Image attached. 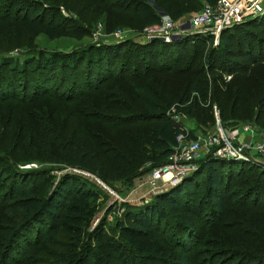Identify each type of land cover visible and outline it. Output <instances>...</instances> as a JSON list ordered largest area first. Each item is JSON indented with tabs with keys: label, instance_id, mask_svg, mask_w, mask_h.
<instances>
[{
	"label": "trees",
	"instance_id": "1",
	"mask_svg": "<svg viewBox=\"0 0 264 264\" xmlns=\"http://www.w3.org/2000/svg\"><path fill=\"white\" fill-rule=\"evenodd\" d=\"M217 1L0 0V12H3L0 14V38H3L0 40V54L8 52L9 46H13L16 40L20 41L28 37L36 39L45 36L48 40L89 38L93 26L102 14H104V22L107 23V33H111V29L122 28L128 22L140 33L146 27L157 23L160 15H167L178 22L202 10L200 8L203 5L213 6ZM19 2L27 8V11L41 8L43 14L30 17L26 11L20 17L18 10H15L12 16L10 13ZM61 10L66 13L65 16L60 15ZM47 12L53 13L49 19L45 15ZM263 26L264 16L223 31L219 40L225 45L226 52L237 55L236 57L244 62H234L219 67L213 64L208 65L206 69L201 67L197 72H193L182 95L176 99L168 100L164 94H158L157 87L152 84L149 77L154 73L172 71L173 67H165L162 62L161 57L165 52L171 56L174 49L186 48L190 38L192 44L196 45L198 42L201 46L205 41L202 36H185L184 41L181 39L170 44L159 41L146 43L128 41L124 44L120 42L121 44L89 46L85 50L66 54L38 52L34 57L22 62L14 59L0 60V72L4 70L6 79H3L9 83L11 81L12 84L7 85L9 88L22 91L23 89L15 87L19 84L15 83L18 79L26 83L25 88L31 85L34 97L30 98L32 102L40 101L43 97L57 96L64 98L67 105L73 106V115H78L82 119L75 131L97 141L100 153L91 155L82 151L73 141H65L64 136L61 138L63 133L60 128H52L50 121L43 123L42 120L32 116L30 118L34 120L32 123L38 124L34 127L37 132H33L32 136L33 139L35 136L39 138L40 145L37 148L45 149L48 161L63 155L60 160L64 167L92 174L111 187L114 186V181L105 177L101 169L105 158L109 166L114 163L123 164L125 169L132 171H136L142 163H151V170L166 162L177 136L181 133L180 126L167 117L166 112L176 104H186V100H194V98L197 100L192 103L186 115L190 118L194 115L193 119L200 132H206L215 122L213 106L219 109V118L224 128L236 122H244L254 127L256 131L258 128L260 133L264 132V124L263 126L260 124L264 123V111L256 114L252 105L249 111L241 107L242 104L247 107L248 102L257 100L264 109V80L250 72L252 69L264 66V38L257 39V35L248 31ZM241 33L245 35L244 42L238 40L239 50H236V47H231L227 37H230L228 35L240 37ZM243 45L245 49L240 48ZM126 49H132L133 53ZM158 59L160 63L157 62ZM7 65L12 68L14 76L8 68H4ZM30 75L32 77L28 79ZM228 75L231 76V80L226 83L224 76ZM142 78L144 81L140 82ZM108 83L113 86L107 88ZM252 83L257 84L255 92L249 91ZM222 85H225L224 91ZM57 86L63 88V92L59 93L60 89L56 90ZM224 98H232L231 106L229 103V107L226 108ZM105 103L113 107L109 108ZM147 124H153V128L148 132ZM119 129H126L118 133L128 140L131 149L129 145H118L120 136L117 137L118 142L113 138V131ZM189 136L192 139L197 138L193 135ZM14 144L16 145L14 153L18 151L19 161L30 164L40 162V158L35 155L38 150L32 151L27 144H24V147L28 148L26 153L25 149L18 150L20 145L18 139ZM130 154L137 163H130L128 158ZM0 158H2L1 165L15 161L8 156ZM244 165L259 174L256 178L240 180L243 194L261 196L263 191L261 193L259 189L258 192V187L264 182L262 168L256 164L257 167L252 165L254 167L252 168L247 163L219 160L208 156L200 161L198 170L178 186L168 188L163 194L156 196L150 204L128 209L112 228H106L103 222H99L90 232L87 228L93 216L95 201L101 196V187L93 179L77 173L65 174L50 189L49 194L44 196L41 185L44 184L45 188H49L50 183L41 184L37 180L42 176L43 171L13 170L12 177L19 183L17 182L13 190V196L17 193V201L11 204L13 210L8 211L7 215L13 222L6 239L17 235L21 237L25 231L32 232L33 229H39L37 242L34 244L33 241V244H30L32 247L40 248L42 254L34 259L39 264H53L52 260L57 258L58 249L63 251L58 257L61 264H175L174 253L163 250L157 243L158 238L161 239L163 235L155 232V229L158 225L170 224L173 228L171 234L173 245H180L184 250H190L193 245L189 233L192 224L188 214L202 219L207 211L213 226H222L226 229L223 231V239L233 250V260L230 263L242 264L247 261L248 264H255L259 255V245L264 239V211L256 207L240 206L236 215L231 217V220L238 219L236 222L238 224L230 226V223H224L230 217L225 205L228 195L226 190L232 185L230 178H233L234 173L238 171L243 172L244 175L246 173L251 175L249 173L251 170L246 172ZM121 172L125 173L124 170ZM202 175H204L203 184L200 180ZM32 179L35 180L31 183L29 180ZM128 183V179L123 181L125 185ZM200 184L203 186L202 193L205 194L206 202L199 200L198 203L195 196ZM156 234L158 238L155 237ZM19 239L25 243L24 240ZM63 239H66V244L65 241L62 242ZM28 249L24 245L23 252L19 250L16 256L21 260L24 259V252ZM27 260L22 262L26 264Z\"/></svg>",
	"mask_w": 264,
	"mask_h": 264
},
{
	"label": "rangeland",
	"instance_id": "2",
	"mask_svg": "<svg viewBox=\"0 0 264 264\" xmlns=\"http://www.w3.org/2000/svg\"><path fill=\"white\" fill-rule=\"evenodd\" d=\"M6 3V2H5ZM207 5H203L200 9L205 8ZM27 8L21 3H17L13 9V13L10 14L13 16L15 10H18L19 16L21 17L24 12H26ZM105 13L109 12L104 10ZM30 14V17L34 16H41L43 14V10L41 8L38 9H31L27 11ZM3 12L1 11L0 14ZM53 13L47 12L45 15L49 19ZM65 12L61 10L60 15L65 16ZM104 14L100 15V18L96 21V25L93 26L91 34L88 37H83L80 40L73 39V38H61L57 40H48L45 36H40L36 39L34 38H26L23 40H16L13 46H9L8 52L4 54H0V60L3 59H14L20 62L34 57L38 52H46L47 54L53 53H71L77 50L87 49L89 46L94 45H106L107 42H115L110 35L113 32H124L123 38L124 41L121 42L124 44L125 42H132L136 41L137 43H146L147 40L141 36V32L139 33L138 30H135L136 27L130 25L128 22L127 25H124L122 28L111 29L110 32H106L107 30V23L104 22ZM59 20V19H58ZM128 20V18H126ZM264 27V26H263ZM263 27H259L254 29H249L252 34L257 35V39L264 38V29ZM1 28V26H0ZM110 28V27H109ZM246 30V29H245ZM247 31V32H248ZM248 32V33H250ZM194 36V35H192ZM227 40L230 42L231 47H236V50H239L237 46V41L240 40L242 42L244 38V34L241 33L240 37H236L234 35H228ZM256 37V36H255ZM184 38L183 39L184 41ZM180 39V40H181ZM205 39L204 44H200L197 42L196 45L192 44L191 38L188 41V44L185 47L176 48L174 49L173 53L167 55L166 52L162 55V62L165 67H173L172 71L169 73L161 72V73H154L149 77L152 80V84L157 87L158 94H164V96L170 100L172 98L176 99L180 97L187 85V82L191 79L193 72H197L201 67L204 69L207 68L208 65H216V67L224 66V64H231L234 62H244V60L236 57L237 55H232L226 52V47L221 41L213 39V37L203 38ZM3 40V38H0ZM257 41L256 38L254 40ZM119 43V44H121ZM26 46V47H25ZM179 47V46H175ZM245 46H240V48L245 49ZM3 48V46H1ZM133 53V50L126 49ZM159 57V58H160ZM128 58V57H125ZM131 58V55H130ZM160 63V59L157 61ZM4 68H8L9 72L14 76L12 68H9L8 65ZM255 77H259L264 80V66H259L257 69H252L250 71ZM126 74V72H125ZM6 75L4 74V70L0 72V157L1 156H8L15 161L12 163H7L4 165L0 164V264H24L22 260L28 259L26 264H39L34 259L40 256L42 253L40 252V248L32 247V242H37L39 229L34 230L32 232L28 231L23 233L20 237L12 236L9 239H6V236L10 232L12 228L13 220L10 219L8 215V211L11 212L13 210L12 205L15 201H17V193L13 196L14 187L18 181L12 177L13 170L19 171H29L30 169H24L23 167H27L29 165H36V168L40 171H43L42 176L39 177L37 180L39 183L49 182L50 187L45 188L46 186L42 184L41 189L44 192V196L48 195L50 189H52L56 182L65 174H74L75 172L73 169L69 167H64L63 162L60 160L63 155H60L55 160L48 161L47 154L45 149L42 150L41 148H37L40 145L39 138L35 136L33 139V132L36 133L34 127L37 125L33 124L34 120L30 119L34 116L37 119L43 121H50V127L52 128H60L62 130V137L64 136V140H71L76 145H78L82 151L88 152L91 155L100 153V149L97 148V141L91 140L86 134L77 133L75 131L76 126L82 121L81 117L78 115H73V106L67 105V102L64 98L55 97H43L42 100L37 102L30 101V98H34L32 96V88L31 85L26 87V83H23L22 80L18 79L15 81V87L23 89L22 91L19 89H12L9 88L7 85L11 83L4 80L6 79ZM2 77V79H1ZM32 76L30 75L28 79ZM148 77V76H147ZM225 77V76H224ZM4 78V79H3ZM20 78V77H18ZM25 78V77H24ZM146 78V77H145ZM15 79V78H14ZM231 80V78H230ZM230 80H225L228 83ZM144 79L142 78L140 82H143ZM59 82V81H58ZM57 82V83H58ZM56 83V82H54ZM12 84V83H11ZM108 83L106 86L107 88H111L113 85H109ZM33 85V84H32ZM49 85L51 86L52 83L50 82ZM256 83H252L250 86L249 91L255 92ZM7 86V87H6ZM225 85H222L223 91L226 89L224 88ZM60 89L58 92H63V88L56 87V90ZM38 95V94H36ZM14 98V99H13ZM41 98V97H40ZM8 99V100H7ZM13 99V100H11ZM247 100L253 98H245ZM244 99V100H245ZM7 100V101H6ZM195 100V98H194ZM193 99L186 100V104L180 106L182 112L185 114L184 119V126L187 128L189 135H193L199 138L206 137L207 135L213 133L214 129L217 128L216 121H219L220 127L223 130H229L232 128L240 127L243 125H249L248 123L244 122H236L231 124L232 126H228V128H224L221 124L219 118V109L216 106H213L214 112V121L213 124L206 132H200L197 129V123L193 118H190L186 115V112L190 110L192 107ZM210 100V98H209ZM226 102V108L229 107V103L231 106L232 98H224ZM212 101V100H210ZM105 105L109 108H112L113 105L109 103H105ZM249 106H245L244 104L241 105L243 109L247 108L248 111L250 110V106H254L253 112L259 114V112L264 111L263 106L258 103L257 100H251L250 103L248 102ZM192 110V109H191ZM229 108L227 109L228 112ZM196 111V110H195ZM216 111V113H215ZM126 114V113H125ZM46 118V119H45ZM239 118V117H237ZM44 123V122H43ZM199 124V123H198ZM262 126L264 123H260ZM45 125V124H44ZM210 125V124H209ZM46 126V125H45ZM153 128V124H147L146 131L148 132L149 129ZM257 128V127H256ZM120 130L126 131V129H119L113 131V138L118 142V136L121 137L119 133ZM257 131L260 133L261 131L257 128ZM119 132V133H118ZM264 133V132H262ZM60 137V136H59ZM19 140V149H25L26 153L28 152V148L24 147V144H27L30 149L33 151L38 150L39 152L35 155L40 158V162H29L24 163L25 161H19L18 151H15V140ZM116 142V143H117ZM113 144L115 141L112 142ZM127 146L128 140L121 137L118 142L120 146ZM132 147L130 146V149ZM10 156V157H9ZM130 159V163H137L136 160L132 159L131 154L128 157ZM2 159V158H0ZM15 162V163H14ZM21 162V163H20ZM23 162V163H22ZM103 167L101 168L105 177L109 180L114 181V186L106 185L101 179L98 177L89 174L91 176H85L90 179L99 180L102 182L109 190L113 191L114 194L118 195L120 200H116V198L108 193L106 189H104L100 184L96 183L101 187V196L100 199L95 201V209L93 210V216L90 220L89 226L87 231H91L99 222H103L106 228H112L116 221L121 220L123 214L128 209H132V207H141L146 204H150L154 198V196L150 195L148 192L147 187V178L149 174L150 167L152 166L151 163H142L136 171L125 169L123 164H112L109 166L107 158L104 159ZM17 165H14L16 164ZM54 165V166H52ZM251 165V164H250ZM257 167L256 165H254ZM60 167V169H59ZM252 168H254L251 165ZM244 168L247 169L246 165ZM225 169V167H224ZM223 169V171H224ZM121 170H124L125 173H122ZM251 170L249 172L251 175H244L243 172L238 171L235 172L234 177L230 178V183L232 184L228 190H226V210L229 212L230 217L225 220V224L230 223V226H234L238 224V219L231 220V217L236 215L237 210L240 206L246 207H256L259 210L264 211V182L258 187V192L263 191V194L260 196L252 195H244L242 192L243 185L241 184L240 180L245 178H256L259 174L256 170ZM202 173V171H199ZM88 174V173H87ZM203 177L201 176V184H203ZM126 179L129 180L127 185L123 184V181ZM35 179L29 180L31 183ZM19 183V182H18ZM181 184V183H180ZM200 184L198 192H196V201L199 203V200H203L206 202L205 194H203V186ZM179 185V184H178ZM177 185V186H178ZM169 188V187H168ZM166 188L165 190H167ZM197 188V186H196ZM99 189V188H98ZM260 189V191H259ZM97 190V188H96ZM100 192V191H99ZM165 192V191H164ZM163 192V193H164ZM161 193V194H163ZM159 194V195H161ZM157 195V196H159ZM205 204V203H204ZM15 211V210H14ZM12 211V212H14ZM189 220H191V230L190 237L191 243L193 244L190 250H184L182 246L176 245L174 246V241L171 239V234L173 228L170 224L165 226L158 225L155 232L162 233L163 237L159 239L157 234L155 237L158 238L157 243L162 247L163 250H168L169 252H173V257L175 259V264H235L230 263L233 260L232 255V247L228 244H225L223 239V231L226 230L222 228V226H213L212 219L208 218L207 211L204 213L203 218L199 219L197 216L193 214H188ZM223 223V224H224ZM228 225V227H229ZM38 228V227H37ZM162 228V229H160ZM36 231V232H35ZM47 238L46 235H44ZM60 238L59 236H56ZM21 238L24 240L25 243L19 239ZM66 239H63L62 242ZM22 243V244H21ZM41 244V243H40ZM26 245L29 249L24 252L25 257L22 260L20 257L16 256V253L21 250L23 252V246ZM43 245V244H42ZM41 245V246H42ZM188 247H190L188 245ZM25 248V247H24ZM57 251V258L52 260L53 264H61V261L58 259L59 255H62V249H58ZM258 257L256 258L255 264H264V239H262L261 244L259 245V253ZM247 262V261H246ZM243 262L242 264H248V262ZM155 264V263H154ZM158 264H166V263H158ZM253 264V263H250Z\"/></svg>",
	"mask_w": 264,
	"mask_h": 264
},
{
	"label": "built area",
	"instance_id": "3",
	"mask_svg": "<svg viewBox=\"0 0 264 264\" xmlns=\"http://www.w3.org/2000/svg\"><path fill=\"white\" fill-rule=\"evenodd\" d=\"M264 16V0H218L215 5H207L202 10L175 22L167 15H160L159 21L146 27L141 36L147 41L152 38L163 39L170 44L185 36L213 37L218 40L225 30L241 26ZM124 33V32H123ZM123 33L113 32L110 36L115 42H123ZM231 76L224 79L230 80ZM180 106L174 105L166 112L175 124L180 126L181 133L177 136L172 152L163 165L153 167L148 174L147 187L152 196H157L168 187H175L199 168V161L205 157L247 163L255 165L254 160L264 158V133H259L250 125L223 130L217 120V128L206 137L192 139L183 122L185 114ZM216 113V111H215ZM36 168V165L23 167ZM82 176H91L83 171L73 169ZM116 200L119 196L109 190L102 182L95 179ZM121 201V200H120Z\"/></svg>",
	"mask_w": 264,
	"mask_h": 264
},
{
	"label": "water",
	"instance_id": "4",
	"mask_svg": "<svg viewBox=\"0 0 264 264\" xmlns=\"http://www.w3.org/2000/svg\"><path fill=\"white\" fill-rule=\"evenodd\" d=\"M152 41L163 42V39H161V38H152V39L150 40V42H152ZM254 163H255L258 167H260V168H262V169L264 170V158L256 159V160H254Z\"/></svg>",
	"mask_w": 264,
	"mask_h": 264
},
{
	"label": "crops",
	"instance_id": "5",
	"mask_svg": "<svg viewBox=\"0 0 264 264\" xmlns=\"http://www.w3.org/2000/svg\"><path fill=\"white\" fill-rule=\"evenodd\" d=\"M198 163H200V161H199ZM197 170H198V169H197ZM197 170H196V171H197ZM196 171H195V172H196ZM195 172H193V173H195ZM193 173H192V174H193ZM192 174H191V175H192ZM189 176H190V175H189ZM186 178H187V177H186ZM182 182H183V181H182ZM169 188H171V187H169ZM164 191H166V190H164ZM164 191H163V192H164Z\"/></svg>",
	"mask_w": 264,
	"mask_h": 264
}]
</instances>
